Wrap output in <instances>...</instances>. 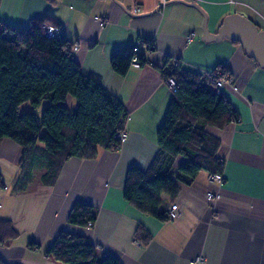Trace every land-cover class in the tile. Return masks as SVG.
Returning <instances> with one entry per match:
<instances>
[{"label": "crops", "instance_id": "0c3cea01", "mask_svg": "<svg viewBox=\"0 0 264 264\" xmlns=\"http://www.w3.org/2000/svg\"><path fill=\"white\" fill-rule=\"evenodd\" d=\"M184 1L203 6L213 34L235 12L264 29V0ZM187 3L0 0L1 24L27 28L31 20L51 15L76 43L74 54L83 71L101 76L103 86L124 102L129 117L127 139L119 150L100 149L96 159L67 160L53 185L41 181L46 169H35L27 189L16 194L12 189L23 149L12 140L0 141V173L6 184L0 188V218L10 220L19 232L17 239L0 246V257L8 264H58L47 260L45 252L62 231L98 245L101 261L115 256L123 264H264V68L230 40L203 41L204 16ZM138 44L149 63L116 74L111 58ZM171 57L182 68L199 72L228 67L231 78L222 92L241 117L224 129L208 126L221 139L224 181L209 180V173L200 172L176 198L164 197L165 209L178 204L181 215L162 222L126 201L123 190L127 171L132 166L147 169L159 150L156 133L173 94L158 66ZM210 191L221 198L208 201ZM78 202L98 210L91 227L69 222ZM140 227L141 239L150 235L146 242L137 238Z\"/></svg>", "mask_w": 264, "mask_h": 264}, {"label": "trees", "instance_id": "16d2710c", "mask_svg": "<svg viewBox=\"0 0 264 264\" xmlns=\"http://www.w3.org/2000/svg\"><path fill=\"white\" fill-rule=\"evenodd\" d=\"M49 24L60 27V34L49 37L45 31ZM1 25L0 141L12 140L23 149L21 171L12 191L16 194L26 190L35 169H46L41 181L53 185L67 160L96 159L100 149L119 150L123 143L116 135L126 130L127 107L103 86L101 76L83 71L75 58L76 43L67 38L62 26L51 15L31 20L27 28ZM147 47L152 49L154 43L149 41ZM127 51L116 53L110 60L116 74L126 75L133 65L134 54ZM137 58L140 66L149 63L141 51ZM171 59L166 58L165 64L158 66L164 72L163 78L173 77L176 82L156 133L159 150L147 169L132 166L127 171L123 190L126 201L162 222L169 220L164 197L176 198L180 189L202 171L220 174L225 169V160L218 156L221 139L212 135L208 126L224 129L240 122L241 117L218 89V79L231 78L228 67L220 64L213 71H191L171 65ZM43 100L48 104L41 117L20 111L25 103L38 108ZM70 100H76L75 108ZM178 158L183 162L179 163ZM0 188H6L1 173ZM97 214L91 204L78 202L68 219L77 227H91ZM143 229L137 232L140 242L150 237L140 238ZM18 237L12 222L0 218V246ZM100 252V247L86 237L62 231L45 256L58 264H123L115 256L99 260ZM0 264L8 263L0 257Z\"/></svg>", "mask_w": 264, "mask_h": 264}, {"label": "water", "instance_id": "95a60500", "mask_svg": "<svg viewBox=\"0 0 264 264\" xmlns=\"http://www.w3.org/2000/svg\"><path fill=\"white\" fill-rule=\"evenodd\" d=\"M176 2H185L184 0H173ZM196 7L204 16L203 22V41L215 42L225 39L232 42H238L244 49L247 56L253 58L259 67L264 68V29H261L249 17L243 14H228L223 19L220 28L216 33H211L207 27L209 16L203 6L197 2L187 3Z\"/></svg>", "mask_w": 264, "mask_h": 264}, {"label": "built area", "instance_id": "2783aa9c", "mask_svg": "<svg viewBox=\"0 0 264 264\" xmlns=\"http://www.w3.org/2000/svg\"><path fill=\"white\" fill-rule=\"evenodd\" d=\"M96 19L102 21V24L105 21L104 19L102 20L100 17H96ZM1 27H2V25L0 23V28ZM45 31H46V34L49 37L50 36L52 37V36L59 35L60 32H61L60 27H58L56 25H52V24L46 25L45 26ZM193 37H194V32H192L191 34H189L186 39L190 43L194 39ZM140 46L141 45H138L136 47H133L130 51H127L128 53H133L134 54L132 63L136 67H139L140 66V63H138V58H137V55H138V53L140 51ZM76 49H77V46L74 48V50H76ZM164 61H166V58H165ZM171 61H172L171 62V65H173V66H179V65L182 64L181 61L178 60V59H171ZM217 74L220 75L221 72H217ZM163 80H164L163 82L168 85L170 91L175 90V88H176V82H175V80H174L173 77H166ZM217 81H218L217 85H218L219 92H222V88L226 85L227 81L223 77L220 78V79H218ZM235 90H236V88H235ZM116 139L119 140V141L121 140V142L124 143L126 141V139H127V131L126 130H121L120 133H118L116 135ZM209 180L219 182L220 184L224 181L223 180V176H222L221 173L220 174H211V173H209ZM220 198H221V195L220 194H218V193L216 194V193H214L212 191H210L206 195V199L208 201H210L212 199L218 200ZM167 210H168L167 215H169V219L170 220L178 219V217H180V215H181L178 204H173L172 203L170 205V207L167 208ZM203 260H204V258L199 259L197 261L198 262H202Z\"/></svg>", "mask_w": 264, "mask_h": 264}, {"label": "rangeland", "instance_id": "374dc122", "mask_svg": "<svg viewBox=\"0 0 264 264\" xmlns=\"http://www.w3.org/2000/svg\"><path fill=\"white\" fill-rule=\"evenodd\" d=\"M188 69H190L191 71L195 70V69H192V68H188ZM47 104H48V101L47 100H43L42 104L38 108H34L30 103H25V104H23L21 106L20 111L21 112H23V111L35 112L39 117H41L42 112H43L42 110H43L44 107L47 106ZM76 105H77L76 100H73L71 107L75 108Z\"/></svg>", "mask_w": 264, "mask_h": 264}]
</instances>
